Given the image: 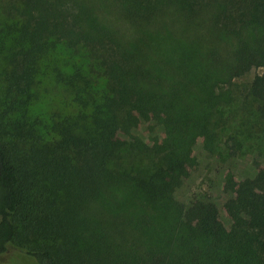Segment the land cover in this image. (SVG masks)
<instances>
[{"label": "trees", "instance_id": "16d2710c", "mask_svg": "<svg viewBox=\"0 0 264 264\" xmlns=\"http://www.w3.org/2000/svg\"><path fill=\"white\" fill-rule=\"evenodd\" d=\"M2 3V4H1ZM0 263L264 264V169L226 199L175 197L213 153L233 82L264 127V0H0ZM49 116L30 110L48 94ZM38 89L40 91H38ZM147 124L162 138L142 139Z\"/></svg>", "mask_w": 264, "mask_h": 264}, {"label": "rangeland", "instance_id": "374dc122", "mask_svg": "<svg viewBox=\"0 0 264 264\" xmlns=\"http://www.w3.org/2000/svg\"><path fill=\"white\" fill-rule=\"evenodd\" d=\"M5 4L6 0H3V5ZM5 20L6 11L0 9V23ZM10 44L8 39L2 44L4 47L0 53V91L3 89L1 72L6 67L4 57ZM261 73V69H253L233 82V100L220 110L223 116L230 117L228 130L219 133L217 148L213 153L204 150L202 138L193 141L192 155L195 163L192 167H184L182 184L175 190L176 199L185 206L199 197L214 204L218 209V222L224 228H228L233 221V216L224 208L226 199L233 192L232 188H238L244 179L251 178L264 169V127L258 117V103L249 95L250 83ZM46 79L48 94L43 95L38 104L30 107L35 116H49L60 103V96L51 88L50 77ZM136 132L145 141H149L152 136H163L160 129L153 134L149 133L147 124L139 125ZM26 259V256L17 252L8 255L0 264H26Z\"/></svg>", "mask_w": 264, "mask_h": 264}]
</instances>
